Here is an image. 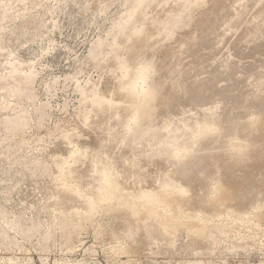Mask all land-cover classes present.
Returning <instances> with one entry per match:
<instances>
[{
	"label": "rangeland",
	"instance_id": "1",
	"mask_svg": "<svg viewBox=\"0 0 264 264\" xmlns=\"http://www.w3.org/2000/svg\"><path fill=\"white\" fill-rule=\"evenodd\" d=\"M136 1L135 0H0V85H1L0 86V264H264V221H263L264 218L259 217L260 215L264 216V211H262L264 210V203H263L264 202L263 201L264 200V196H263L264 195V164L263 165L261 164L260 168L258 169L259 172H257L258 171L257 170L254 173V177H255L254 179L257 178L256 180L257 181L259 180L258 183L254 185L256 189L252 187L251 190L249 191V193L251 192L250 194L245 191V195L243 196V199H241L238 202L233 201L231 203H228L231 205V208L230 205L227 204L222 205L221 207L220 205H216V204L214 205V203L213 204L209 203L210 205H213L212 207L208 205L209 208L208 206L205 208L206 204L204 203L200 205L199 203H195V201L194 202L188 201L189 203L183 204L179 199H176L178 200V204H177V201L175 200L176 202L174 203V206L177 204L176 207H180L186 212L188 211L187 214H190L192 212L190 215H193L194 220H197V222L200 221V223L202 224L208 221L207 225L208 224L209 225L206 233L207 235L204 236L202 240L200 237L198 236L195 237L192 234H190L189 230L186 227L179 228L178 229L179 231L177 230V232L174 235H170L166 233L164 230H162L161 227L158 226L157 223L155 222H151L149 224L150 226L148 228L149 232H145L147 230L146 228L141 229L142 227L140 228L135 227V229H138V231L136 230L135 231L136 233H133L134 227L132 226L130 220L128 222L127 216L124 215L123 217L121 213L119 212L115 213V211L112 212L113 215L109 214L108 212L110 211L105 210L108 208L104 203L96 206V209L92 212V215L91 213L88 215L87 213L89 212H85L86 213L85 215V213L83 212L89 210V208L83 206L84 205L87 206L86 202H88L89 200L88 198L92 193L90 190H92V187H95L98 184V181L97 183H95L96 180L98 179L97 178L98 171H100V169L102 170L104 168H107L105 166L108 164L107 162L110 163L109 164L110 167L113 166L115 171H117L115 172L118 174L116 178L122 180V181L120 180L121 183H119V185H121V188L124 189L123 191L127 189V185H128V189L125 191L127 193L129 192L133 193L136 191L144 190V186L148 187V189L145 187L146 188L145 190L155 191L158 189V186L161 185L160 184L161 180L163 178L165 179L172 172L173 173L170 175L173 174L175 175L174 184L176 183V181H182L180 182L181 184L184 183L183 185L186 187L185 196L188 194L189 197L192 196L191 198L193 197L201 198V194L203 195L206 194L205 189L207 191L208 190L207 187L208 186L210 187L212 185L213 186L212 188L210 187V189H215L216 191L217 186L219 188V186L221 187L223 183L228 182V179H226L227 177L221 178L224 177V175L223 172H220V170L222 171L221 166L219 164L220 162L217 161L219 163H217L216 168L213 165L215 161L214 156L222 153V151L225 150V146L223 143L224 142L223 140L225 138L222 135L225 132H223V130L225 131V127L227 128L229 126H232L233 125L232 122L235 121L234 125L237 127L239 126L238 128L239 130L236 129V132L240 131V133L237 132L238 134L236 133L234 134V136L238 137L239 141H244L243 139H245V141L247 139L251 141L253 138L252 135L253 132H251L250 129L249 130L246 129V131L247 130L250 131L249 134L247 133L248 131L247 132L244 131L245 130L244 124L245 121H248V119L254 118L253 116H257V112L260 111L258 105L255 103V100L264 99L263 96L264 81H262L264 80V75L261 76L262 74H264L262 73L264 72L263 70L264 69V65H263L264 38H262L263 39L262 41L257 40L258 42H256L255 39L252 38V36L249 34V31L247 30V27L250 25L252 21H257L255 19H257L259 14L262 12V9H263L262 13H264V3H263L264 0H262V2L261 0H259L260 2L258 0H255L254 2L253 0L252 1L248 0L250 3L247 0H243L244 2L247 1L246 2L247 4L245 3V5L244 2H242V0H240V3L239 0L238 1L229 0V3L230 2L233 4L236 3L237 5L235 4L234 5L235 7L233 6L232 9L235 10L234 11L232 10L231 15L228 14L227 18H225L223 22L225 25L227 24L226 21L228 22L229 20L228 24L225 26H227L226 28L229 29L228 32L232 30L233 33L232 31L229 32L230 36H228L227 29L225 28L224 25H222L221 27H219V32H218L219 36L214 35L215 37L214 36L212 37L214 39L212 38L210 39L211 47L214 46L212 47L211 51L208 50V47L206 48L202 47V50H197L195 49L194 46H192L193 48H191L190 50L191 52L187 51L189 52V54H184L183 52L181 57H180L181 53L179 55V52H181V49H179L180 48L179 39H181L180 33L177 32L175 34L174 36L175 39L173 38L175 41L173 39L171 41L166 40L164 34L162 38V33L160 30H159L160 33L158 34L157 30L160 29L159 28L160 25L156 24V21L159 20L158 16L159 17L163 16V14L166 12V9L171 10L172 7L170 5H167L168 3H166L167 2L166 0L165 2L164 0L163 1L157 0L153 4L154 6L153 5L150 6L152 7V9L148 7L143 11L144 15L145 16L147 15L146 17L151 18L150 21H148L149 23L147 22L145 24L146 26L148 25L147 28L144 25L145 28L144 35L147 36L148 39L150 38L149 41L153 46V49L150 51L152 53L150 52L148 53L150 54L149 57L153 58L155 61L158 59L157 62H161L163 64L166 63L165 67L168 69L172 66L171 68L174 67V70L175 69L180 70L181 68V70L183 71L184 68V71L186 72L187 70H191L189 69V67H191L194 70L193 71L194 74L192 76L195 75L198 76V74L200 76V77L195 76L196 79L199 78L200 80L211 79L207 90L199 94L193 93L191 95L192 97L190 98L189 101L190 103L188 102L189 99H183V101L182 100L179 101V104L176 105L177 107L175 106L174 110L171 111V109H169L170 112H167L162 118H160L159 127H161L162 119H163L162 121L163 124L164 121L167 123V120H169L170 122L174 118L172 120L173 122L169 123V124H174V122H177V124L175 123V125H172L173 127H177V125L178 126L181 125L182 120L185 123L190 122L186 124L190 126V128L192 125L197 127V125L200 122H203L205 124H209L211 122L210 124H213L215 128L220 129V131L223 133L220 135L221 139L219 138L220 139L219 143L218 142L211 143L210 145V142L208 141L204 142L203 140L205 144L203 142L202 143L200 142L199 144H195L196 146L195 145L192 146L194 149L190 147L191 149H189V151L190 152L194 151V153L195 154L197 153L196 155H198V158L196 157L197 158L196 161L195 159H193L194 164H196L195 162H197L198 160L197 164L195 165V167H193V169L191 168L192 170L190 169L191 170V180L189 181L191 183L190 189L189 186L187 185V183L189 182L182 179L183 177L179 176L178 175L179 173L175 174L176 172L174 170L176 169L172 167V163L170 164L169 161L163 158V154L162 156L160 155V157L156 156L157 160L155 159V157L153 156V150L151 151L152 148L155 149L153 147L156 144L155 141H154L155 144L152 142H151L152 144L150 143L151 146L153 145L152 147L151 146L148 147L149 143L147 142L144 143L145 144L143 145L144 147L141 145L137 148H134L133 146L130 147L126 142L125 143L128 145L129 148L126 147V145L123 146V144L125 143H118L121 142L118 140V138L120 139V137L126 134L125 125L123 123L119 124V122H122V120L125 121L124 120L125 110L122 108L109 109V107L104 105L102 111H99L101 113H99L96 110L95 102L101 97L103 98V100L104 99L109 100V102L110 101L114 102L116 100L120 101L122 96H120V92L118 91V88L120 81L124 79L125 71H126L122 63L123 61L128 62L130 64L129 66L130 68H132L131 66L133 65H134L133 67L136 66V64H132L134 60L132 54L128 51L126 36L123 38V36L119 35L121 24L128 19L130 13L139 4V0ZM192 1L193 0H190V2ZM163 2L166 3L164 6H163L164 4ZM169 2H170L169 4H172V2L173 4H175L173 0ZM161 4L162 6H160ZM243 5L247 7L250 6L251 7L244 8ZM236 6H238L239 8ZM157 7H159L158 10H156ZM241 7L244 9H242ZM240 8H241L240 13L242 14L244 13L240 17L242 18L240 20H242V23H244V25H240L242 23L239 22V18L236 19L234 15L236 12L237 13L239 12L237 11V9ZM249 13L251 16L253 15L254 17L252 16L251 18V16H249ZM153 14L155 15V17H153L154 16ZM145 16L142 15L140 16L142 17L140 18V23H139L140 25L144 23L143 18ZM243 18L246 21L244 20L243 22ZM153 19H155L156 21ZM236 22L239 23L237 24ZM152 24L153 27L151 26ZM140 25H138L137 28H139ZM263 25H259V26L264 31ZM239 26L240 28L242 27L241 28L242 31L240 30ZM137 28L135 30H137ZM236 29L239 30L238 33ZM187 31H191V30L187 29ZM243 33L245 36L242 35ZM235 34L237 35L235 36ZM226 35L229 38V42H230L229 44H228V38L227 37L225 38ZM232 37H234V39ZM245 38H249L248 40L250 39L251 40L248 41ZM217 39H218V43H217ZM235 39L238 40L236 41ZM252 39H254L253 40L254 42L252 41ZM261 42L263 44H261ZM115 43H118L120 47L122 46L120 51L117 53L116 56L108 55L109 50L113 47ZM177 43L179 44L178 45L179 47L177 46ZM246 43L248 47L246 46ZM182 44L184 43L182 42ZM241 44L242 46H240ZM258 44L259 46H257ZM169 45H171L172 48H174L173 50H171V52L172 51L176 52V54L168 52L167 47ZM226 45H228V47ZM162 46H164V49ZM239 47L241 50L240 52H239ZM204 48L209 53L206 50L203 51ZM216 49L218 50L216 51ZM226 49L228 50L230 49V50L228 51ZM234 49L237 50L235 51ZM184 51H186V47ZM255 51H257V53H255ZM173 54L175 57L174 60H176L177 55H179L177 59H179L178 61L180 63L178 61H173V57H172ZM195 54L197 55V57ZM226 54L228 56H226ZM216 55L218 56L216 57ZM230 55L233 56L231 57ZM153 56H156L157 58ZM211 59L213 61L218 60L215 61L216 64L219 63V65L215 64V66H218L216 68L218 69V71H214L216 69H213L212 67H211L212 69L211 68L209 69L208 65L207 66L205 65L208 63H210L211 65L212 64ZM129 60L131 61V63ZM180 60L184 62H181ZM200 60H201V64H203L204 67L206 66L205 68L203 67V65L201 66V64H199ZM203 60L205 63H203ZM168 63H172V64H168ZM236 63L239 65H236ZM241 63L242 66L240 65ZM179 64H181V66ZM196 65L197 66L200 65V66L197 67ZM222 65L225 66L222 67ZM177 66L180 67L178 68ZM185 67L186 68L188 67L187 70H185ZM201 67L203 68L200 69ZM227 67L228 69H226L227 70L226 71L225 68ZM219 69L220 71L222 69V71L220 72ZM223 70L225 71L226 74H224ZM215 72H218L220 74ZM228 72L229 74H227ZM202 73L205 76L207 74L208 75L205 77ZM249 75L253 77H250ZM255 75L256 77L259 78V81L258 78L254 77ZM214 77H216L217 80ZM220 79L222 80L221 81L222 86H220L221 83ZM226 80H230V81H226ZM223 81H225V83ZM241 81L244 82L242 83ZM246 81L248 82L250 81V82L248 83ZM215 82H217L218 84H216ZM229 82L231 83V86H229L230 85ZM236 82L238 85L236 84ZM252 82L255 84V86ZM250 84L252 85V87L253 86L255 87L253 88L255 91H253ZM259 84L262 85L263 87L259 88L260 87ZM236 86L238 88H236ZM235 88L237 89V91ZM218 89L222 91L220 92V90ZM217 90L220 92V94L216 93ZM260 90H262L263 92ZM257 91L260 92L259 93L260 95L258 94ZM222 92H226L231 95L235 92L234 93L235 96L230 95L229 97L231 100L228 99L225 102L223 101L225 100L223 98L224 96L221 95ZM205 93L206 94L212 93V94L205 95ZM201 94H203L204 96ZM193 96L194 97L196 96V98H194ZM211 96L213 98H211ZM197 98L199 99L197 100ZM215 99H218L219 101L218 100L215 101ZM204 100L206 101L204 102ZM200 101L202 102V104ZM208 102L210 103V105L208 104ZM206 104H208L209 106ZM213 104L216 106V108H214L215 106ZM219 104H221L222 107ZM226 104H228V106ZM178 105L179 107L180 106L182 107L183 105V107L182 108L180 107L179 109ZM209 107L214 110H211ZM185 108L187 111L184 110ZM231 108L232 110H234L235 108L236 109L233 112L231 111ZM191 109L194 111L192 112ZM241 109L243 110V112ZM198 110L199 113L200 112L201 113L200 114L198 113L197 115ZM201 110L204 112H202ZM205 111H207V113H205ZM235 111L236 112L240 111L241 113L239 112L238 114ZM181 112L184 113V115ZM229 112L231 113L229 114ZM213 113L218 114V116L213 115ZM88 114L90 117L87 116ZM193 114L195 115V117ZM206 114L207 115L209 114L208 119ZM182 115L184 116L185 120ZM187 115L190 116L189 119H188L189 116L187 117ZM196 115L199 118H197L195 121ZM85 116L87 117L86 119ZM191 117L194 118L193 123L191 122L192 121ZM218 117H220L222 119V122L224 123H222L221 119H219ZM214 118L216 120H213ZM20 119H22L25 122V125L20 129H15V130L14 128L11 129L13 127L14 122L15 121L17 122ZM223 125H224V129H223ZM241 127L244 128V130L242 129L244 133L241 132ZM191 129H193V126ZM107 133H109L110 135ZM115 135L117 136V138H115L116 137ZM189 136L190 135H188L187 137V134L186 137L185 135L184 136L182 135V138L184 139V141H187L190 138ZM240 137L241 139L242 138L243 139L241 140ZM222 138L224 139L222 140ZM111 139L114 140V144L116 143V146L112 144L113 141ZM238 140H236L237 143H239ZM108 143H109L108 145L109 148L107 146ZM117 144L120 145L118 148H116ZM87 146H89L88 149L86 148ZM90 146L92 147V149L90 148ZM101 146L102 149L100 148ZM104 146L107 148L106 151L107 154L105 153V150H103L106 149L103 148ZM145 146L147 147L145 148ZM219 146L222 147L224 150L222 148H219ZM114 147L115 149H113ZM125 147L126 149L123 150V148ZM198 147L201 149H197ZM93 148L94 150L96 151L98 150V151L97 152L95 151L93 153L92 152ZM119 148L122 151L120 150V152H116L117 153L116 154L115 151L116 149L117 151H119L118 150ZM138 148L141 150H139ZM85 149L87 150V152L84 151ZM99 149L102 150L101 154H99L100 152ZM109 149H112L113 151ZM204 149L206 150V152ZM132 150H133V154L130 155ZM217 150L219 151L216 152ZM80 151H82L83 154ZM89 151H91L92 153ZM110 151H112L113 154H111L112 152ZM124 151L126 152L128 151L127 153L129 154V156H127L128 154H125L126 152L124 153ZM134 152L137 153L135 154ZM147 152H148L147 155L148 157L145 156ZM204 152L206 154L209 152L207 154L208 156H205L206 154ZM228 153L229 152H227L226 154L228 155L227 157L229 158L230 155ZM123 154L126 157L125 159L124 157L123 158L121 157L123 156ZM137 154H140L139 155L140 157ZM97 155L98 158H96ZM135 155L138 157L137 159ZM149 155L151 156L149 157ZM209 155H211L212 157ZM107 156L109 158H107ZM141 156L143 157L141 158ZM103 157L105 158L103 159ZM164 157L166 158V156ZM113 158L115 159L113 160L112 163L114 165H111V161H112L111 159ZM118 158H120L121 160L122 159L125 160V162L122 160L121 163V161ZM98 159L100 162L98 161ZM134 159H136L137 161L133 162ZM147 159L148 160L151 159L149 161L151 164L148 162ZM96 160L97 162H99L98 164ZM103 160H105L106 164L103 162ZM114 161L117 162L115 163ZM118 161H120V163ZM126 161H128V163ZM143 161L144 163H146V165L143 163ZM164 161L168 165L170 164L171 166H168L167 164L166 166ZM60 162L62 163V167L60 166ZM129 162L131 165L134 164L132 166L133 168H135L134 170L133 168H131ZM138 162L141 165H138ZM201 162L203 163L206 162V163L203 164ZM64 163L65 166H63ZM147 163L148 165L149 164L150 165L148 166ZM116 164L117 165L120 164V166H117ZM123 164L125 166L128 164L127 165L128 167L124 166V168H126L124 169ZM109 165L107 166L109 167ZM135 165H137L138 168ZM156 165L157 167H155ZM150 166L154 168L153 169L154 171L151 169ZM120 167H122L121 168L122 171L120 170ZM142 167L145 170H143ZM148 167H150V169ZM167 167L168 169L170 168L169 171ZM139 168H141L142 171L141 169L139 170ZM155 168L161 170L162 173H160L161 171ZM199 168H201L204 172L202 173V170ZM207 168L210 172L207 171ZM147 169L149 172L146 171ZM156 170H157L156 172L157 174L159 172L158 176L155 173ZM164 171L165 172L167 171L168 174L165 173ZM212 171L213 173H211ZM122 172H123V176L125 177L122 176ZM150 172L155 177L154 176L152 177L150 175ZM124 173H126V175ZM133 174L136 176H133ZM166 174L167 176L164 177V175ZM147 175L148 177L153 178V180L149 179L148 177L146 178ZM160 175L162 176V179L160 178L161 177ZM199 175L203 178L199 177ZM215 175L217 176L216 177L217 180L213 179ZM218 175L221 178L222 182L220 178H218ZM130 177H132L134 180H132V178ZM137 177L139 181L136 179ZM139 177L140 178L142 177L141 180L139 179ZM154 178L155 181L158 179L156 183L154 182ZM130 179L132 181H135L134 182L135 185L131 183ZM143 179L147 180V183L149 182L148 183L149 185L148 184L145 185L144 182L146 183V181L144 180L143 182ZM223 180L225 182H223ZM129 182L133 186L130 185L131 186L130 187ZM195 183L196 185L198 184L197 187ZM206 183L207 184L210 183V184L206 185ZM94 184L95 186H93ZM181 184L177 182V184L175 185L179 187ZM154 185H156V187ZM183 185H181V187L184 188ZM138 186H142V187L138 188ZM66 188L67 191H69L70 189L73 192L72 191L71 192L69 191L70 193H67V191L65 192ZM260 188L261 190H259ZM201 189L204 190L205 193L203 191H200ZM77 190L80 192H78ZM85 190L87 194L88 193L90 194V195L88 194L89 197H86L87 195L85 194L86 192H84ZM76 191L79 193L80 196L78 197V199L76 198L77 196L76 197L74 196V193L75 195L78 194ZM83 194H85L86 196L83 197ZM249 196L251 197L249 198ZM74 198H76V200H72ZM66 200L68 201L69 205ZM61 201H63V203ZM72 201H73V205L74 204H76V206L79 205L78 206L79 208L75 207L74 205L73 206L74 209H73V207L71 206ZM76 201L81 202V204L79 202H78L79 204L74 203ZM251 201L254 202L252 203ZM59 202L62 203L65 209H63V207ZM247 202H249V204ZM255 202L257 204H255ZM66 203L67 206L70 207H65ZM180 203L182 204V206H179ZM240 203L242 204L239 205ZM192 204L194 206V209L193 208L190 209V206H192ZM195 206H198L196 207V209L200 208L199 210L202 212V214L200 211L195 209ZM216 206L217 209L220 208V210L222 211L218 209L216 213ZM82 207L86 208V210H84ZM202 207L205 208L203 211L201 209ZM59 208L62 209V211ZM67 208L70 209L72 208V209L71 211H67L70 210ZM207 208L211 209L213 212L210 210L208 211ZM222 208L223 209L226 208L224 209L226 211L224 212ZM260 210L262 211L261 214L258 213L260 212ZM72 212L75 213V215L83 213L85 216L83 214H82L83 216L81 215L73 216ZM220 212H223L224 214ZM255 212H257L258 215L255 214ZM62 213L64 214L62 215ZM69 214H71L70 217ZM119 214L120 216H118ZM208 214L210 216H208ZM114 215L116 218L114 217ZM247 216L248 218H246ZM249 216L251 217V220H249L250 219ZM256 218H258V220ZM260 218L261 221L259 223ZM210 219L212 220L210 221ZM124 222L125 224L127 223L126 226H124L125 225ZM244 223L247 225H245ZM129 226H131L132 228ZM124 227H126L125 228L126 230H124ZM127 230H128V234L132 235L133 233V235H135V236L133 235L131 236L132 239L135 238L134 240H132L130 235L127 234ZM130 230H132L133 232ZM137 234H140V236ZM191 236L193 237L191 238ZM207 236L208 238H206ZM197 237L200 240H198ZM128 238L129 240L131 239L132 241L131 240L129 241ZM193 238L194 239L196 238L195 239L196 241Z\"/></svg>",
	"mask_w": 264,
	"mask_h": 264
},
{
	"label": "bare ground",
	"instance_id": "2",
	"mask_svg": "<svg viewBox=\"0 0 264 264\" xmlns=\"http://www.w3.org/2000/svg\"><path fill=\"white\" fill-rule=\"evenodd\" d=\"M136 1V0H135ZM155 1H157V0H139V4L137 5V7L130 13V16L128 17V19L124 22V23H122L121 24V26H120V34L119 35H121V36H123V38L126 36V41H127V47H128V51L132 54V56H133V62H132V64H136V66L135 67H133V66H131L132 68H130L129 66H130V64L128 63V62H126V61H123V63H122V65L125 67V76H124V79L122 80V81H120V83H119V88H118V91L120 92V96H122L121 97V99H120V101H118V100H116V101H110L109 102V100H107V99H104L103 100V98L101 97L100 99H98L96 102H95V107H96V110H97V112H99V111H102V108L104 107V105L105 106H107V107H109V109H124L125 110V114H124V117L125 118H127V119H125L124 118V120L125 121H123L122 120V122H119V124L120 123H123L124 125H125V127H126V130H125V135L124 136H122V137H120V139L118 138V140L119 141H121V142H118V143H127L130 147L131 146H133L134 148H137V147H139V146H143V145H145L144 143H149L148 144V147L149 146H151L150 145V143L152 142V143H154L155 144V142H156V144L153 146L155 149H151V151L153 150V156L155 157V159L157 160V158H156V156H158V157H160V155L162 156V154H163V158L164 159H166L167 161H169V163L171 164L172 163V167H174L176 170H174L176 173L175 174H178L179 176H182L183 178L182 179H184V180H186V181H190L191 180V170L193 169V167H195V165L197 164V162H198V160H197V162H195L196 164H194V160L193 159H195V161H196V159L198 158V155H196L195 153H194V151L193 152H190L189 151V149H191L190 147H192V146H194L195 144H199L200 142L202 143L203 142V140H204V142H206V141H208V142H210V145H211V143H219V141H220V135L223 133V132H225L224 134H222L223 136H224V138H222V140L224 141L223 143H224V146H225V150L222 148V147H220V146H222V145H220L219 146V148H222L224 151H222V153H220V154H218V155H216V156H214L215 157V161H214V163H213V165L215 166V168H216V165H217V163H219L220 164V166H221V169H222V171L220 170V172H223V175H224V177H221V178H226V179H228V182H226V183H223V185H221V187L219 186V188H218V186H217V189H216V191H215V189H210V187L212 188V186H206L207 188H208V190L206 191V189H205V192H206V194L205 195H203V194H201V198H196V197H193V198H191V197H189L188 196V194L185 196V194H186V187L183 185V184H181L180 182H182V181H176V183L175 184H177V182H179V184H181V185H183L184 186V188L183 187H181V185L179 186V187H177L175 184H174V182H175V180H174V178H175V175L173 176V175H170V174H172V173H170L168 176H167V171L165 172V173H167L166 175H164V177H166L165 179L163 178L162 179V176L160 177L162 180H161V185L160 186H158V189L157 190H155V191H153V190H145L146 188L148 189V187H146V186H144V185H142V186H144V190H141V191H136V192H133V193H131V192H129V193H127V192H125L127 189H128V185H127V189L125 190V191H123L124 189L123 188H121V185H119V183H121L120 182V180L119 179H117L116 178V176H118V174L117 173H115V172H117V171H115V169H114V167L112 168V167H110V163L109 162H107L108 164L107 165H109V167L107 166V165H105L107 168H104V169H100V171H98V179L96 180V182L95 183H97V181H98V184L95 186V184L93 185V186H95V187H92V190H90V188H89V190L92 192L91 193V195H90V197L88 196V194H87V192H86V190L84 191V192H86L85 194L87 195H85V194H83V197L84 196H86V197H89L88 199V202H86L87 203V206L86 205H81V206H83V207H86V208H89V210L88 211H83L84 213L85 212H89V213H87L88 215L91 213V215H92V212L96 209V206H98V205H100V204H102V203H104V204H106V207L108 208V209H105V210H108V211H110V212H108L109 214H112V212H114L115 211V213H117V212H119V213H121L122 215H123V217H124V215L125 216H127V218H128V222H129V220H130V222H131V224H132V226L134 227L133 228V231L132 230H130V231H132L133 233H136L135 231L137 230L138 231V229H135V227H138V228H140V227H142L141 229H144V228H146L144 231L145 232H149L148 231V228L150 227L149 226V224L151 223V222H155V223H157V225L158 226H160L161 227V229L162 230H164L166 233H168V234H170V235H174L176 232H177V230L179 229V228H183V227H186L188 230H189V232H190V234H192L193 236H198V237H200L201 238V240L203 239V237L204 236H206L207 234V230H208V225H207V222H204V223H200V221L199 222H197V220H194V216L193 215H190V214H187V212L185 211V210H183V209H181L180 207H176V205L178 204V200H176V199H179L180 201H181V203H183V204H185V203H189L188 201H195V203H199L200 205H202L203 203L204 204H206V206H205V208L208 206V205H210L209 203H214V205L216 204V205H220L221 207H222V205H225V204H227V205H230V204H228V203H231V202H233V201H236V202H238V201H240L241 199H243V196L245 195V191L247 192V193H249V191L251 190V188L253 187V188H255L256 189V187H254V185H256L257 183H258V181L256 180V179H254L255 177H254V173L260 168V166H261V164L263 165L264 164V99H261V100H255V103L258 105V107H259V109H260V111L259 112H257V116H253L254 118H251V119H248V121H245V124H244V128H245V130H244V128H242L241 127V132L242 133H244L243 131H242V129L244 130V131H246V129H250V131L251 132H253L252 133V135H253V138H252V140L251 141H249L248 139L245 141V139H243L244 141H239L238 139V137H236V136H234V134H236L237 132H239L240 133V131H237L236 132V129L237 130H239L238 128H239V126L237 127V126H235L234 125V122H232L233 123V125L232 124H230V125H232V126H229V127H225V131L223 130L224 129V125H223V132H221L220 131V129H217V128H215V126H213V124H205V123H203V122H200L198 125H197V127H195L194 125H192L193 126V129H195V130H193V129H191L192 128V126H191V128H190V126H188V125H186L187 123H190V122H187V123H185L183 120V122L181 121V125H177V127H173L172 125H175V123L177 124V122H174V124H169L170 122L172 123L173 121V119L169 122V120H167V123L164 121V123L162 124V121H163V119H162V121H161V127H159V122H160V118H162L167 112H170L169 111V109H171V111L172 110H174L175 109V106L177 105V104H179V101L180 100H182L183 101V99H189L188 100V102L190 101V98L192 97L191 95L193 94V93H201V92H203V91H205V90H207V88H208V86H209V84H210V81H211V79H209V80H200V78L199 79H196V77H198L199 76V74H198V76H192L194 73H193V69L191 68V67H189V69H191V70H187V68L185 67V70H187L186 72L184 71V68H183V71L181 70V68H180V70H174V67L173 68H171L170 67V65H169V67L171 68H166L165 67V64H163V63H161V62H157V60L155 61L153 58H150L149 57V55L150 54H148L152 49H153V46L151 45V42L149 41V39H148V37L147 36H145L144 35V33H145V28H144V25L148 22V21H150V19L151 18H149V17H146L145 15H144V9H146V8H148V7H150L151 5H153L154 3H155ZM163 1V0H162ZM167 2L166 3H168L167 5H170L171 7H172V9L171 10H167L166 9V12L163 14V16H161V17H159L158 15V18H159V20H155V19H153V20H155L156 21V24L157 25H160V29H158L157 31H158V34L160 33V31H161V33H162V38H163V34H164V37H166L165 39L166 40H172L173 38L175 39V34L177 33V32H179L180 33V35H181V39H179V41H180V48L179 49H181V52H179V55H180V53H181V55H180V57L182 56V54H183V52H184V54H189V52H187V51H190L191 50V48H193L192 46H194L195 47V49H197V50H202V47H208V50H210L211 51V49H212V47H214V46H212L211 47V44H210V39L214 36V35H218L219 36V34H218V32H219V27H221L222 25H224V20H225V18H227V16H228V14H230L231 15V13H232V8H233V6L236 4L235 2V4H233V3H229V0H193L192 2H190V0H173L174 2H175V4H173V2H172V4H169L170 2L169 1H171V0H166ZM232 1V0H231ZM235 1V0H234ZM238 1V0H237ZM248 1V0H247ZM246 1V2H247ZM252 1V0H251ZM255 0H253V2H254ZM259 1V0H258ZM137 2V1H136ZM164 2H165V0H164ZM163 2V3H164ZM242 2H244L243 0H242ZM242 2H241V4H242ZM246 2H244V5H245V3ZM249 2V1H248ZM260 2V1H259ZM261 2H262V0H261ZM158 3V2H157ZM166 3H164L163 4V6L166 4ZM239 3H240V0H239ZM250 3V2H249ZM264 3V2H263ZM247 4V3H246ZM253 4V3H252ZM251 4V5H252ZM258 4V3H257ZM261 4V3H260ZM237 5V4H236ZM243 5V6H244ZM256 5V4H255ZM154 6V5H153ZM160 6H162V4L160 5ZM254 6V5H253ZM166 7V6H165ZM235 7V6H234ZM236 7H238V6H236ZM245 7H247V6H244V8ZM251 7V6H250ZM250 7H247V8H250ZM257 7V6H256ZM260 7V6H259ZM151 9H152V7H150ZM158 8L159 7H157V9L156 10H158ZM161 8V7H160ZM168 8V7H167ZM174 8V9H173ZM239 8V7H238ZM242 8V7H241ZM241 8L240 9H237V11H239L238 13L236 12H234L235 14V18L236 19H238L239 18V22L240 23H242V20H240V19H242V18H240L243 14L242 13H240L241 12ZM244 8H242V9H244ZM254 8V7H253ZM165 9V8H164ZM169 9V8H168ZM154 10V9H153ZM235 10V9H234ZM233 10V11H234ZM253 10V9H252ZM254 11V10H253ZM256 11V10H255ZM161 12V11H160ZM251 12V11H250ZM262 12H263V9H262ZM260 13L259 14V16L257 17V19H255V20H257V21H252L251 23H250V25L248 26L247 24V30L249 31V34L252 36V38H254L255 39V41L256 42H258L257 40H260V41H262L263 39L262 38H264V31L260 28V26L259 25H263V23H264V13ZM259 13V12H258ZM146 14V13H145ZM152 14V13H151ZM247 14V13H246ZM252 14H253V12H252ZM256 14V13H255ZM145 16L142 20L144 21V23L143 24H139L140 23V18H142V17H140V16ZM154 15V14H153ZM248 15V14H247ZM258 15V14H257ZM150 16V15H149ZM233 16V15H232ZM231 16V17H232ZM249 16H251L250 15V13H249ZM253 16V15H252ZM252 16H251V18H252ZM153 17H155V15L153 16ZM152 17V18H153ZM230 17V18H231ZM244 17V16H243ZM254 17V16H253ZM229 19V18H228ZM227 19V20H228ZM233 19H234V17H233ZM235 19V20H236ZM248 19V18H247ZM232 20V19H231ZM244 18H243V22H244ZM246 21V20H245ZM153 22V21H152ZM228 22H229V20H228ZM228 22L226 21V23L228 24ZM238 22V23H239ZM250 22V21H249ZM115 23V22H114ZM149 23V22H148ZM237 23V22H236ZM237 23V24H238ZM227 24H225V25H227ZM231 24V23H230ZM138 25H140V27L139 28H137L138 27ZM224 25V26H225ZM240 25H244V23H242V24H240ZM146 26V25H145ZM148 26V25H147ZM147 26H146V28H147ZM152 27H153V24L151 25ZM150 26V27H151ZM157 27V26H156ZM227 26H225V28H226ZM230 27V26H229ZM263 27H264V25H263ZM137 28V30H135ZM239 28H240V26H239ZM242 28V27H241ZM241 28H240V30H241ZM245 28V27H244ZM149 29V28H148ZM152 29V28H151ZM187 29L188 30H191V31H187ZM227 29V32H228V28H226ZM226 29H224V30H226ZM160 30V31H159ZM183 30V31H182ZM221 30V29H220ZM237 30V29H236ZM232 31V30H231ZM231 31H229V32H231ZM238 31L239 30H237V33H238ZM242 31V30H241ZM229 32H228V36H230L229 35ZM244 32V31H243ZM150 33H153V32H150ZM224 33V32H223ZM232 33H233V31H232ZM234 33H235V31H234ZM150 35V34H149ZM179 35V34H178ZM197 35V36H196ZM225 35V34H224ZM233 35V34H232ZM237 34H235V36H236ZM239 35H240V33H239ZM242 35H244V33L242 34ZM145 36V37H144ZM217 36V37H218ZM245 36V35H244ZM249 36V35H248ZM156 37V36H155ZM215 37V36H214ZM224 37V36H223ZM227 37V35L225 36V38ZM242 37V36H241ZM219 38V37H218ZM228 38V37H227ZM233 39H234V37H232ZM250 38V37H249ZM249 38H245V39H249ZM121 39V38H120ZM154 39V38H153ZM160 39V38H159ZM158 39V40H159ZM173 39V40H174ZM212 39H214V38H212ZM239 39V38H238ZM238 39H235L236 41L238 40ZM254 39H252V41L254 40ZM122 40V39H121ZM158 40H157V43H158ZM177 40V39H176ZM226 40V39H225ZM251 40V39H250ZM250 40H248V41H250ZM125 41V40H124ZM145 41V42H144ZM175 41V40H174ZM173 41V42H174ZM212 41V40H211ZM220 41H222V40H220ZM247 41V42H248ZM122 42V41H121ZM154 42V41H153ZM166 42V41H165ZM182 42L184 43V44H182ZM254 42V41H253ZM252 42V43H253ZM256 42H255V44H256ZM264 42V41H263ZM172 43V42H171ZM212 43V42H211ZM217 43H218V39H217ZM221 43V42H220ZM224 43V42H223ZM230 42H229V38H228V44H229ZM232 43H233V41H232ZM240 43V42H239ZM251 43V44H252ZM122 44H125V43H122ZM155 44V43H154ZM153 44V45H154ZM225 44V43H224ZM224 44H223V46H224ZM236 44V43H235ZM261 44H263L262 42H261ZM157 45V44H156ZM172 45V44H171ZM171 45H169L168 47H167V50H168V52L169 53H175L176 54V52H171V50H173L174 48H172V46ZM176 45V44H175ZM179 44L177 43V46H178ZM221 45V44H220ZM264 45V44H263ZM125 46V45H124ZM159 46H160V44H159ZM223 46H221V47H223ZM227 47H228V45H226ZM237 46V45H236ZM240 46H242V44L240 45ZM246 46H247V43H246ZM257 46H259V44L257 45ZM122 47V46H121ZM121 47L119 46V44L118 43H115L114 45H113V47L109 50V52H108V55H112V56H116L117 55V53L120 51V49H121ZM126 47V48H127ZM158 47V46H157ZM163 47V49H164V46H162ZM179 47V46H178ZM185 47H186V51H184V49H185ZM231 47H232V45H231ZM248 47V46H247ZM263 47V46H262ZM183 48V49H182ZM204 48V50L203 51H205L206 49ZM216 48H217V46H216ZM230 48V47H229ZM236 48V47H235ZM243 48V47H242ZM241 48V49H242ZM246 48V47H245ZM250 48V47H249ZM252 48V47H251ZM254 48V47H253ZM256 48V47H255ZM156 49V48H155ZM158 49H160V48H158ZM220 49H222V48H220ZM248 49V48H247ZM218 49H216V51H217ZM226 50H228V49H226ZM225 50V51H226ZM230 50V49H229ZM228 50V51H229ZM235 50V49H234ZM237 50V49H236ZM235 50V51H236ZM246 50V49H245ZM122 51V50H121ZM156 51V50H155ZM177 51V50H176ZM194 51V50H193ZM207 51V50H206ZM215 51V50H214ZM220 51V50H219ZM227 51V52H228ZM241 50H240V47H239V52H240ZM249 51V50H248ZM251 51H253V50H251ZM250 51V52H251ZM191 52V51H190ZM208 52V51H207ZM207 52H205V53H207ZM234 52V51H233ZM238 52V53H239ZM245 52V51H244ZM258 52H259V50H258ZM263 52V51H262ZM150 53H152V52H150ZM197 53V52H196ZM209 53V52H208ZM215 53V52H214ZM213 53V54H214ZM217 53V52H216ZM231 53V52H230ZM246 53V52H245ZM255 53H257V51H255ZM157 54V53H156ZM198 54V53H197ZM201 54V53H200ZM199 54V55H200ZM227 54H229V53H227ZM226 54V56H228ZM232 54V53H231ZM159 55H160V53H159ZM172 55V54H171ZM179 55H177V57L179 56ZM191 55V54H190ZM196 55V54H195ZM212 55V54H211ZM241 55V54H240ZM186 56V55H185ZM207 56H208V54H207ZM218 55H216V57H217ZM231 56V55H230ZM233 56V55H232ZM231 56V57H232ZM250 56V55H249ZM153 57H156V56H153ZM166 57V56H165ZM173 61H178L179 59H177V57H176V60H174V54H173ZM171 57V58H172ZM179 57V58H180ZM196 57H197V55H196ZM199 57V56H198ZM209 57H210V55H209ZM212 57V56H211ZM223 57V56H222ZM230 57V58H231ZM261 57V56H260ZM157 58V57H156ZM160 58V57H159ZM162 58V57H161ZM189 58H190V56H189ZM192 58V57H191ZM205 58V57H204ZM215 58V57H214ZM220 58V57H219ZM225 58V57H224ZM243 58V57H242ZM246 58V57H245ZM166 59V58H165ZM165 59H163V60H165ZM216 59V58H215ZM223 59V58H222ZM222 59H221V62H222ZM248 59V58H247ZM254 59V58H253ZM261 59V58H260ZM263 59H264V57H263ZM188 60V59H187ZM187 60H186V62H187ZM198 60V59H197ZM202 60V59H201ZM201 60L199 61V64H201ZM206 60V59H205ZM212 60V59H211ZM233 60H234V58H233ZM240 60V59H239ZM262 60V59H261ZM128 61V60H127ZM130 61V60H129ZM159 61H160V59H159ZM181 61V60H180ZM191 61V60H190ZM190 61H189V63H190ZM215 61H218V60H215ZM215 61H211L212 62V64L210 65V63H208L207 61V63L208 64H205L206 66L208 65V68L210 69L211 67L213 68V69H216L218 66H215V64H216V62ZM223 61H225V60H223ZM230 61V60H229ZM238 61V60H237ZM165 62V61H164ZM168 62V61H167ZM179 62V61H178ZM181 62H184V61H181ZM210 62V61H209ZM220 62V61H219ZM220 62V63H221ZM231 62V61H230ZM236 62V61H235ZM234 62V63H235ZM242 62V61H241ZM130 63H131V61H130ZM173 63V62H172ZM172 63H168V64H172ZM180 63V62H179ZM203 63H205L204 62V60H203ZM224 63V62H223ZM228 63V62H227ZM240 63V62H239ZM192 64V63H191ZM218 65H219V63H217ZM216 64V65H217ZM180 66H181V64H179ZM182 65H183V63H182ZM186 65V64H185ZM203 64H201V66H202ZM226 65V64H225ZM224 65V66H225ZM234 65V64H233ZM236 65H239V64H237L236 63ZM241 66H242V63L240 64ZM264 65V64H263ZM175 66V65H174ZM180 66H177L178 68L180 67ZM197 66V65H196ZM200 66V65H199ZM199 66H197V67H199ZM205 66V67H206ZM221 66V65H220ZM223 65H222V67H224ZM231 66V65H230ZM229 66V67H230ZM183 67V66H182ZM203 67H204V65H203ZM203 67H201L200 69H202ZM204 67V68H205ZM221 67V68H222ZM237 67V66H236ZM251 67H252V65H251ZM263 67V66H262ZM193 68H194V66H193ZM211 68V69H212ZM241 68H243V67H241ZM255 68V67H254ZM195 69H196V67H195ZM198 69V68H197ZM199 69V70H200ZM207 69V68H206ZM208 69V70H209ZM224 69V68H223ZM226 69H228V67L227 68H225V70ZM232 69H233V67H232ZM238 69V68H237ZM237 69H236V71H237ZM246 69V68H245ZM240 70V69H239ZM264 70V69H263ZM198 71V70H197ZM203 71V70H202ZM211 71V70H210ZM214 71H218V69H216V70H214ZM219 71H220V69H219ZM221 71H222V69H221ZM220 71V72H221ZM224 71V70H223ZM227 71V70H226ZM229 71V70H228ZM205 72H207V71H205ZM213 72V71H212ZM230 72V71H229ZM229 72L227 73V74H229ZM233 72V71H232ZM231 72V73H232ZM245 72V71H244ZM123 73V72H122ZM204 73V72H203ZM202 73V74H203ZM215 73H218V72H215ZM235 73V72H234ZM237 73V72H236ZM238 73H239V71H238ZM252 73V72H251ZM262 73H264V72H262ZM207 74V73H206ZM218 74H220V73H218ZM218 74H216V75H218ZM222 74V73H221ZM224 74H226L225 73V71H224ZM233 74V73H232ZM256 74V73H255ZM258 74H259V72H258ZM257 74V75H258ZM204 75V74H203ZM208 75V74H207ZM206 75V76H207ZM213 75V74H212ZM215 75V76H216ZM235 75V74H234ZM239 75V74H238ZM237 75V76H238ZM264 74H262L261 76H263ZM205 76V75H204ZM205 76V77H206ZM240 76V75H239ZM250 77H253V76H251V75H249ZM194 77H195V79H194ZM200 77V76H199ZM203 77V76H202ZM211 77V76H210ZM210 77H208V78H210ZM213 77V76H212ZM223 77V76H222ZM225 77V76H224ZM226 77H229V76H226ZM236 77V76H235ZM254 77H256V75L254 76ZM207 78V79H208ZM215 79H216V77H214ZM220 78V77H219ZM219 78H218V80H219ZM231 78V77H230ZM240 78V77H239ZM238 78V79H239ZM242 78V77H241ZM256 78H258V77H256ZM255 78V79H256ZM222 79V78H221ZM220 79V82L222 81ZM229 79V78H228ZM232 79H233V77H232ZM237 79V78H236ZM217 80V79H216ZM242 80V79H241ZM249 80H250V78H249ZM257 80V79H256ZM226 81H230V80H226ZM255 81V80H254ZM258 81H259V78H258ZM262 81H264V80H262ZM212 82H213V80H212ZM218 82V81H217ZM217 82H215L216 84H218ZM224 83H225V81H223ZM242 82V81H241ZM244 82V81H243ZM242 82V83H243ZM246 82H248V81H246ZM250 82V81H249ZM248 82V83H249ZM256 82V81H255ZM228 83V82H227ZM253 83V82H252ZM212 84V83H211ZM216 84H214V85H216ZM222 84V82L220 83V86H222L221 85ZM229 86H231V83L229 82ZM236 84H237V82H236ZM246 84V83H245ZM254 84V83H253ZM257 84V83H256ZM263 84V83H262ZM7 85V84H6ZM214 85H212V86H214ZM227 85V84H226ZM238 85V84H237ZM251 85V84H250ZM258 85V84H257ZM260 85V84H259ZM1 86V85H0ZM219 86V85H218ZM219 86V87H220ZM228 86V85H227ZM254 86H255V84H254ZM252 87V85H251V88L253 89V88H255V87ZM7 87V86H6ZM215 87H217V86H215ZM219 87H217V88H219ZM247 87V86H246ZM249 87V86H248ZM259 87V86H258ZM261 87H263L262 85H260V87L259 88H261ZM222 88H224V87H222ZM236 88H238L237 86H236ZM235 88V89H236ZM244 88V87H243ZM4 89V88H3ZM6 89V88H5ZM209 89H211V88H209ZM231 89V88H230ZM233 89V88H232ZM241 89V88H240ZM218 90H220V89H218ZM216 91V93H219L220 94V92L222 91V90H220V92L219 91ZM245 90V89H244ZM246 90H248V89H246ZM250 90V89H249ZM264 90V89H263ZM108 91V90H107ZM210 91V90H209ZM225 91H227V90H225ZM229 91V90H228ZM236 91H237V89H236ZM253 91H255L254 89H253ZM260 91H262V90H260ZM207 92V91H206ZM211 92V91H210ZM230 92V91H229ZM231 92H233V91H231ZM258 92V91H257ZM263 92V91H262ZM235 93V92H234ZM234 93L232 94V95H234ZM247 93H248V91H247ZM250 93H251V91H250ZM256 93V92H255ZM260 92H258V94H259ZM264 93V92H263ZM209 95L210 94H212V93H208ZM208 94H206L205 93V95H208ZM215 94V93H214ZM258 94H257V96H258ZM201 95H203V94H201ZM221 95H223L222 97L225 99V100H223V101H225L226 102V100H228V99H230V95L231 94H228V93H226V92H222L221 93ZM231 95V96H232ZM237 95V94H236ZM241 95V94H240ZM239 95V96H240ZM243 95V94H242ZM256 95V94H255ZM260 95V94H259ZM204 96V95H203ZM214 96V95H213ZM220 96V95H219ZM235 96V95H234ZM262 96V95H261ZM261 96H260V98H261ZM264 96V95H263ZM194 97V96H193ZM199 97V96H198ZM206 97V96H205ZM238 97V96H237ZM254 97V96H253ZM194 98H196V96L194 97ZM210 98V97H209ZM211 98H213L212 96H211ZM216 98V97H215ZM234 98V97H233ZM245 98H246V95H245ZM263 98V97H262ZM199 98H197V100H198ZM202 99H204V98H202ZM219 99V98H218ZM218 99H215V101L216 100H218ZM241 99H242V96H241ZM240 99V100H241ZM249 99V98H248ZM255 99V98H254ZM197 100H195V101H197ZM208 100V99H207ZM210 100V99H209ZM212 100H214V99H212ZM220 100V99H219ZM218 100V101H219ZM231 100V99H230ZM250 100V99H249ZM191 101H193V100H191ZM195 101H194V103H195ZM206 100H204V102H205ZM222 101V102H223ZM236 101V100H235ZM251 101V100H250ZM185 102V101H184ZM183 102V103H184ZM201 102V101H200ZM211 102V101H210ZM213 102V101H212ZM221 102V103H222ZM246 102V101H245ZM190 103V102H189ZM207 103V102H206ZM214 103V102H213ZM218 103V102H217ZM220 103V102H219ZM231 103V102H230ZM247 103H248V101H247ZM187 104V103H186ZM193 104V103H192ZM198 104V103H197ZM201 104H202V102H201ZM208 104L210 105V103L208 102ZM208 104H206V105H208ZM232 104V103H231ZM234 104V103H233ZM246 104V103H245ZM181 105V104H180ZM204 105V104H203ZM208 105V106H209ZM211 105H212V103H211ZM214 105V104H213ZM220 106H221V104H219ZM227 106H228V104H226ZM238 105V104H237ZM189 106V105H188ZM215 106V105H214ZM241 106V105H240ZM252 106V105H251ZM250 106V107H251ZM177 107V106H176ZM178 107H179V105H178ZM181 107V106H180ZM180 107H179V109H180ZM182 107H183V105H182ZM181 107V108H182ZM184 107H186V106H184ZM205 107V106H204ZM207 107V106H206ZM217 107H219V106H217ZM222 107V106H221ZM239 107V106H238ZM245 107V106H244ZM248 107V106H247ZM250 107H249V109H250ZM106 108V107H105ZM198 108H199V106H198ZM210 108V107H209ZM209 108H207V109H209ZM214 108H216V106L214 107ZM226 108V107H225ZM252 108V107H251ZM178 109V108H177ZM189 109V108H188ZM211 110H214V109H212V108H210ZM234 109V108H233ZM236 109V108H235ZM234 109V110H235ZM243 109V108H242ZM241 109V110H242ZM248 109V110H249ZM181 110H183V109H181ZM181 110H179V111H181ZM184 110H186V108L184 109ZM192 110V109H191ZM200 110V109H199ZM199 110H198V112H197V115H198V113H199ZM206 110V109H205ZM217 110V109H216ZM219 110V109H218ZM226 110V109H225ZM234 110H232V108H231V111H233L234 112ZM240 110V111H241ZM244 110V109H243ZM243 110H242V112H243ZM257 110V109H256ZM255 110V111H256ZM95 111V110H94ZM187 111V110H186ZM194 110H192V112H193ZM196 111V110H195ZM202 111V110H201ZM208 111V110H207ZM207 111H205V113H207ZM239 111V112H240ZM255 111H254V113H255ZM104 112V111H103ZM102 112V113H103ZM114 112V111H113ZM178 112V111H177ZM191 112V113H192ZM202 112H204V111H202ZM213 112H215V111H213ZM220 112V111H219ZM232 112V113H233ZM236 112V111H235ZM239 112H236V113H238L239 114ZM253 112V111H252ZM99 113H101V112H99ZM171 113H173V112H171ZM170 113V114H171ZM175 113V112H174ZM182 113V112H181ZM188 113H189V111H188ZM190 113V114H191ZM201 113V112H200ZM199 113V114H200ZM204 113V114H205ZM218 113V112H217ZM231 112H229V114H230ZM241 113V112H240ZM183 115H184V113H182ZM195 114V113H194ZM193 114V115H194ZM210 114V113H209ZM208 114V115H209ZM212 114V113H211ZM225 114H226V112H225ZM180 115V114H179ZM182 115V116H183ZM192 115V116H193ZM197 115H196V118H195V121H196V119L197 118H199V117H197ZM207 115V114H206ZM208 115H207V119H208ZM213 115H216V116H218V114H214L213 113ZM212 115V116H213ZM237 115V114H236ZM87 116H89V114L87 115ZM115 116V115H114ZM123 116V115H122ZM173 116H174V114H173ZM175 116H176V114H175ZM181 116V115H180ZM189 115H187V117H188ZM200 116V115H199ZM202 116V115H201ZM211 116V115H210ZM90 117V116H89ZM179 117V116H178ZM186 117V116H185ZM194 117H195V115H194ZM204 117V116H203ZM215 117V116H214ZM226 117V116H225ZM243 117V116H242ZM246 117V116H245ZM245 117H244V119H245ZM87 117L85 116V119H86ZM118 118V117H117ZM121 118V117H120ZM166 118H167V116H166ZM172 118V117H171ZM176 118V117H175ZM183 118H184V116H183ZM182 118V119H183ZM190 118V116L188 117V119ZM205 118V117H204ZM216 118V117H215ZM213 119V120H216V119ZM219 119H221L220 117H218ZM238 118V117H237ZM250 118V117H249ZM18 119V118H17ZM24 119V118H23ZM91 119V118H90ZM187 119V118H186ZM191 119H192V123H193V120H194V118H192L191 117ZM190 119V120H191ZM201 119V118H200ZM210 119V118H209ZM212 119V118H211ZM224 119H226V118H224ZM223 119V120H224ZM233 119V118H232ZM25 120V119H24ZM84 120V119H83ZM88 120V119H87ZM184 120H185V118H184ZM205 120V119H204ZM212 120V121H213ZM234 120V119H233ZM239 120H241V119H239ZM179 121V120H178ZM189 121V120H188ZM194 121V122H195ZM199 121V120H198ZM201 121H203V120H201ZM208 121V120H207ZM219 121V120H218ZM14 122V121H13ZM12 122V123H13ZM16 122V121H15ZM14 122V124H13V127H12V125H11V129H13L14 128V130L15 129H20L21 127H23L24 125H25V122L22 120V119H20L19 121H17L16 123ZM27 122V121H26ZM87 122V121H86ZM221 122H222V119H221ZM241 122V121H240ZM179 123V122H178ZM215 123V122H214ZM222 123H224V122H222ZM236 123H238V122H236ZM197 124V123H196ZM218 124V123H217ZM216 124V125H217ZM221 124V123H220ZM219 124V125H220ZM122 125V124H121ZM123 125V126H124ZM190 125V124H189ZM228 125V124H227ZM239 125V124H238ZM77 126V125H76ZM225 126H226V124H225ZM243 126V125H242ZM114 127V126H113ZM195 127V128H194ZM218 127V126H217ZM220 127V126H219ZM189 129H191V130H189ZM247 130V131H248ZM246 131V132H247ZM250 131H248L247 133L249 134V132ZM241 133V134H242ZM107 134H109V133H107ZM180 134H181V137H180ZM186 134H187V137H188V135H190L189 137L191 138H187L188 140L187 141H184V139L182 138V135L184 136L185 135V137H186ZM238 134V133H237ZM110 135V134H109ZM121 135V134H120ZM245 135V134H244ZM116 136V135H115ZM238 136V135H237ZM241 136V135H240ZM243 136V135H242ZM69 137V136H68ZM68 137H66V138H68ZM114 137V136H113ZM112 137V138H113ZM245 137V136H244ZM250 137V136H249ZM115 138H117V136L115 137ZM180 138H182V139H180ZM220 138V139H219ZM246 138V137H245ZM114 139V138H113ZM206 139V140H205ZM240 139H241V137H240ZM241 139V140H242ZM74 140V139H73ZM108 140H110V139H108ZM112 140V139H111ZM181 140H183V141H181ZM236 140H238L239 141V143H237L236 142ZM113 141V143L112 144H114V140H112ZM111 141V142H112ZM117 141V140H116ZM155 141V142H154ZM203 142V143H204ZM107 143V142H106ZM110 143V142H109ZM109 143L107 144V146L109 145ZM123 144V146L124 145H126V147H128V145L127 144ZM151 143V144H152ZM222 143V142H221ZM222 143V144H223ZM105 144V143H104ZM103 144V145H104ZM205 144V143H204ZM213 145V144H212ZM110 146H112V145H110ZM114 146H116V143L114 144ZM120 145L119 144H117V147L116 148H118ZM151 146V147H152ZM196 146V145H195ZM199 146V145H198ZM204 146V145H203ZM207 146V145H206ZM216 146V145H215ZM85 147V146H84ZM122 147V146H121ZM120 147V148H121ZM126 147L125 148H123V150L124 149H126ZM144 147V146H143ZM147 146H145V148H146ZM218 147V146H217ZM87 149L89 148V146H87L86 147ZM90 148L92 149V147L90 146ZM101 149H102V146L100 147ZM103 148H106L105 146L103 147ZM108 148H109V146H108ZM118 149L119 151H117V149H116V151H115V153L116 152H120V150L121 149ZM129 148V147H128ZM127 148V149H128ZM142 148V147H141ZM144 148V149H145ZM193 148V147H192ZM213 148V147H212ZM113 149H115V147L113 148ZM139 149V148H138ZM194 149V148H193ZM197 149H201V148H197ZM216 149H218V148H216ZM221 149V150H222ZM90 150V149H89ZM103 150H105V153H106V151H107V148L106 149H103ZM109 150H112V149H109ZM109 150H108V153H109ZM129 150V149H128ZM131 150V149H130ZM139 150H141V149H139ZM149 150V149H148ZM196 150V149H195ZM205 150V149H204ZM208 150V149H207ZM77 151V150H76ZM84 151H86L87 152V150L85 149ZM96 150H94V148H93V153L95 152ZM98 151V150H97ZM96 151V152H97ZM99 154H101L102 152V150H100L99 149ZM113 151V150H112ZM112 151H110V152H112ZM122 151V150H121ZM135 151H137V150H135ZM145 151H147V150H145ZM144 151V152H145ZM150 151V150H149ZM148 151V152H149ZM192 151V150H191ZM219 150H217L216 152H218ZM79 152V151H78ZM80 152H82V151H80ZM86 152H84V153H86ZM89 152H91V151H89ZM91 152V153H92ZM126 151H124V153H125ZM128 152V151H127ZM125 153V154H128V153ZM139 152V151H138ZM142 152V151H141ZM148 152H147V154L145 155V156H147L148 155ZM205 152H206V150H205ZM204 152V153H205ZM209 152H211V151H209ZM208 152V153H209ZM212 152H213V150H212ZM227 152H229L228 154L230 155V159L227 157L228 155L226 154ZM76 153V152H75ZM90 153V154H91ZM104 153V152H103ZM135 153V152H134ZM137 153V152H136ZM135 153V154H136ZM143 153V152H142ZM199 153V152H198ZM207 153V154H208ZM215 153V152H214ZM82 154H83V152H82ZM107 154V153H106ZM105 154V155H106ZM111 154H113V152L111 153ZM117 154V153H116ZM115 154V155H116ZM131 154H133V150L131 151V153H130V155ZM144 154V153H143ZM150 154V153H149ZM203 154V153H202ZM206 154V153H205ZM205 155V156H208V155ZM92 155V154H91ZM118 155H121V154H118ZM117 155V156H118ZM138 156L140 155V154H137ZM88 156V155H87ZM110 156H113V155H110ZM117 156H115V157H117ZM127 156H129V154L127 155ZM144 156V157H145ZM151 155H149V157H150ZM164 156H166V158L164 157ZM204 156V155H203ZM209 156H211V155H209ZM101 157V156H100ZM122 158L124 157V159L126 158L125 156H124V154H123V156H121ZM130 157H132V156H130ZM135 157H136V159L138 158L136 155H135ZM134 157V158H135ZM140 157V156H139ZM143 156H141V158H142ZM148 157V156H147ZM197 157V158H196ZM201 157V156H200ZM212 157V156H211ZM210 157V158H211ZM96 158H98V155H97V157ZM105 157H103V159H104ZM107 158H109L108 156H107ZM110 158H112V157H110ZM128 158V157H127ZM140 158V159H141ZM146 158V157H145ZM204 158V157H203ZM92 159V158H91ZM101 159V158H100ZM120 161H121V163H122V160L120 159V158H118ZM129 159V158H128ZM127 159V160H128ZM131 159V158H130ZM136 159H134L133 160V162L134 161H137ZM154 159V158H153ZM153 159H152V161H153ZM154 159V160H155ZM163 159V160H164ZM206 159V158H205ZM78 160V159H77ZM89 160V159H88ZM112 161H111V165H114V164H112L113 163V160H115L114 158L113 159H111ZM143 160V159H142ZM148 160V159H147ZM151 160V159H150ZM150 160H148V162L150 161ZM155 160V161H156ZM160 160V159H159ZM193 160V161H192ZM209 160V159H208ZM69 161V160H68ZM98 161H99V159H98ZM108 161H109V159H108ZM120 161H118L119 163H120ZM124 162H125V160H123ZM131 161V160H130ZM144 161H146V160H144ZM144 161H143V163H144ZM154 161V162H155ZM162 161V160H161ZM217 161H219V162H217ZM96 162H97V160H96ZM100 162V161H99ZM99 162H97V164L99 163ZM101 162H102V160H101ZM103 162L106 164V162H105V160H103ZM115 162V161H114ZM117 162V161H116ZM115 162V163H116ZM123 162V163H124ZM127 163H128V161H126ZM132 162V163H133ZM154 162H153V164H154ZM165 162V161H164ZM199 162H200V160H199ZM206 162H208V161H206ZM205 162V163H206ZM210 162V161H209ZM211 162H212V160H211ZM150 163V162H149ZM159 163V162H158ZM201 163H203V162H201ZM205 163H203V164H205ZM96 164V165H97ZM100 164H102V163H100ZM99 164V165H100ZM129 164H130V162H129ZM145 165H146V163H144ZM151 164V163H150ZM149 164V165H150ZM156 164H157V162H156ZM167 163L165 162V165H166ZM168 165V166H171V165ZM58 165H59V163H58ZM117 165V164H116ZM115 165V166H116ZM122 165V164H121ZM128 165V164H127ZM125 166L124 164H123V168H124V166L125 167H128V166ZM134 165V164H133ZM133 165H131L130 164V166H131V168H133L132 166ZM138 165H141V164H139V162H138ZM147 165H148V163H147ZM148 165V166H149ZM166 165V166H167ZM211 165H212V163H211ZM60 166L62 167V163L60 162ZM59 166V167H60ZM63 166H65V163H64V165ZM102 166V165H101ZM117 166H120V164L119 165H117ZM135 166H137V165H135ZM134 166V167H135ZM160 166H162V165H160ZM199 166V165H198ZM206 166V165H205ZM208 166V165H207ZM60 167V168H61ZM104 167V166H103ZM103 167H101V168H103ZM141 167V166H140ZM151 167V166H150ZM150 167H148L149 169H150ZM155 167H157V165L155 166ZM159 167V166H158ZM209 167V166H208ZM59 168V169H60ZM64 168V167H63ZM121 168L122 167H120V170H121ZM130 168V167H129ZM137 168H138V166H137ZM143 168V167H142ZM163 168V167H162ZM173 168V169H174ZM192 168V169H191ZM197 168V167H196ZM204 168H206V167H204ZM118 169V168H117ZM124 169H126V168H124ZM135 168H133V170H134ZM141 168H139V170H140ZM151 169L153 170L154 168L153 167H151ZM155 169H158V168H155ZM161 169V168H160ZM167 169H168V167H167ZM191 169V170H190ZM199 169H201V168H199ZM263 169V168H262ZM99 170V169H98ZM132 170V169H131ZM143 170H145L144 168H143ZM159 170V169H158ZM170 170V168L168 169V171ZM197 170V169H196ZM202 170V169H201ZM219 170V169H218ZM122 171V170H121ZM128 171H130V170H128ZM136 171V170H135ZM141 171H142V169H141ZM146 171H148V169L146 170ZM154 171V170H153ZM159 171H161V170H159ZM172 171V170H171ZM207 171H209L208 170V168H207ZM215 171V170H214ZM262 171V170H261ZM62 172V171H61ZM118 172H120V171H118ZM126 172H127V170H126ZM140 172V171H139ZM139 172H138V174H139ZM143 172H145V171H143ZM142 172V173H143ZM149 172V171H148ZM157 172V170L155 171V173ZM200 172V171H199ZM204 171L202 170V173H203ZM210 172V171H209ZM209 172H208V174H209ZM217 172V171H216ZM216 172H215V174H216ZM219 172V173H220ZM257 172H259V170L257 171ZM128 173H131V172H128ZM141 173V172H140ZM153 173V172H152ZM160 173H162V171L160 172ZM211 173H213V171L211 172ZM210 173V174H211ZM263 173V172H262ZM261 173V174H262ZM59 174V173H58ZM117 174V175H116ZM125 175H126V173H124ZM135 174H136V172H135ZM138 174H137V176H138ZM158 174H159V172H158ZM158 174L156 173V175L158 176ZM196 174V173H195ZM218 174V173H217ZM258 174H260V173H258ZM257 174V175H258ZM141 175V174H140ZM150 175L153 177L154 175H152L151 174V172H150ZM201 175V174H200ZM199 175V177H201ZM122 176H123V172H122ZM133 176H136V175H134L133 174ZM142 176V175H141ZM192 176H193V174H192ZM195 176V175H194ZM197 176V175H196ZM206 176V175H205ZM210 176V175H209ZM121 177V176H120ZM120 177H118V178H120ZM123 177H125V176H123ZM123 177H122V179H123ZM143 177V176H142ZM141 177V178H142ZM148 177V175L146 176V178ZM155 177V176H154ZM178 177V176H177ZM216 175H215V177L213 178L214 180L216 179ZM259 177V176H258ZM262 177V176H261ZM130 178H132V177H130ZM141 178L139 177V179L141 180ZM145 178V179H146ZM149 179H152L153 180V178H150V177H148ZM159 178V177H158ZM181 178V177H180ZM194 178V177H193ZM196 178V177H195ZM201 178H203V177H201ZM210 178V177H209ZM218 178H220L219 177V175H218ZM221 178H220V180H221ZM96 179V178H95ZM126 179H127V176H126ZM137 180H138V177L136 178ZM135 179V180H136ZM145 179H143V182H144V180ZM157 179V178H156ZM181 179V180H182ZM197 179V178H196ZM207 179V178H206ZM211 179H212V177H211ZM225 179V180H226ZM132 180H134L133 178H132ZM131 179H130V181H131V183H133L134 184V182L135 181H132ZM151 180V181H152ZM158 180V179H157ZM157 180L155 181V178H154V182L156 183L157 182ZM160 180V179H159ZM177 180V179H176ZM179 180V179H178ZM183 180V181H184ZM193 180V179H192ZM198 180V179H197ZM197 180H196V182H197ZM204 180V179H203ZM209 180V179H208ZM217 180V179H216ZM122 181V180H121ZM126 181V180H125ZM124 181V182H125ZM139 181V180H138ZM146 181V183L144 182V184L146 185V184H148L147 183V180H145ZM150 181V182H151ZM128 182V181H127ZM137 182V181H136ZM185 182V181H184ZM200 182V181H199ZM198 182V183H199ZM205 182V181H204ZM206 182H208V181H206ZM218 182H219V180H218ZM221 182H222V180H221ZM223 182H225L224 180H223ZM93 183V182H92ZM130 183V182H129ZM128 183V184H129ZM131 183L129 184V186L131 185ZM142 183V182H141ZM190 183V182H189ZM189 183H187V185L189 186V189H190V185H191V183L189 184ZM260 183V182H259ZM262 183V182H261ZM123 184V183H122ZM127 184V183H126ZM125 184V185H126ZM140 184V183H139ZM143 184V183H142ZM186 184V183H185ZM201 184H202V182H201ZM210 183H206V185H209ZM216 184H217V182H216ZM220 184V183H219ZM135 185V184H134ZM138 185V184H137ZM141 185V184H140ZM149 185V184H148ZM152 185H153V182H152ZM158 185H159V183H158ZM195 185H196V183H195ZM198 185V184H197ZM197 185H196V187H197ZM263 185V184H262ZM262 185H260V186H262ZM90 186H91V184H90ZM90 186H88V187H90ZM131 186H133V185H131ZM130 186V187H131ZM142 186H138V188L139 187H142ZM151 186V185H150ZM155 187H156V185H154ZM202 186V185H201ZM200 186V187H201ZM259 186V187H260ZM135 187V186H134ZM146 187V188H145ZM155 187H153V188H155ZM195 187V186H194ZM203 187V186H202ZM205 187V186H204ZM258 187V188H259ZM152 188V187H151ZM150 188V189H151ZM215 188H216V186H215ZM87 189V188H86ZM132 189V188H131ZM188 189V188H187ZM198 189V188H197ZM129 190H130V188H129ZM133 190V189H132ZM137 190H140V189H137ZM192 190H193V188H192ZM195 190V189H194ZM259 190H261V188L259 189ZM67 191V188H66V190H65V192ZM69 191L71 192L72 190H70L69 189ZM69 191H67V193H70ZM78 191V190H77ZM76 191V192H77ZM134 191V190H133ZM188 191V190H187ZM196 191V190H195ZM199 191V190H198ZM200 191H203L204 192V190H200ZM199 191V192H200ZM256 191V190H255ZM263 191V190H262ZM73 192V191H72ZM78 192H80V191H78ZM77 192V193H78ZM202 192V193H203ZM204 192V193H205ZM257 192V191H256ZM261 192V191H260ZM190 193V192H189ZM192 193V192H191ZM201 193V192H200ZM199 193V194H200ZM208 193V194H207ZM251 193V192H250ZM249 193V194H250ZM258 193V192H257ZM262 193V192H261ZM260 193V194H261ZM66 195H69V194H66ZM65 195V196H66ZM203 195V196H202ZM214 195V196H213ZM255 195V194H254ZM256 195H258V194H256ZM74 196L78 199V197H80L79 196V193L77 194V195H75V193H74ZM188 196V197H187ZM198 196V195H197ZM247 196H248V194H247ZM264 196V195H263ZM262 196V197H263ZM70 197V196H69ZM83 197H81V198H83ZM85 197V198H86ZM251 196H249V198H250ZM68 198V197H67ZM76 198H74V199H72V200H76ZM80 198V199H81ZM84 198V199H85ZM253 198H255V197H253ZM79 199V200H80ZM245 199V198H244ZM260 199V198H259ZM71 200V199H70ZM69 200V201H70ZM177 201V204L174 206V203ZM254 200V199H253ZM257 200V199H256ZM263 200V199H262ZM67 201V200H66ZM66 201H64V202H66ZM86 201V200H85ZM244 201V200H243ZM247 201V200H246ZM250 201V200H249ZM255 201V200H254ZM254 201H251L252 203L254 202ZM264 201V200H263ZM62 203H63V201H61ZM79 202V201H78ZM77 201L76 202H74V203H77V204H81V202H79L78 203ZM251 202H250V204H251ZM258 202V201H257ZM60 203V202H59ZM62 203H60L61 204V206L63 207V205H62ZM67 203H68V201H67ZM67 203H66V205H65V207H70V206H67ZM85 203V204H86ZM180 203V205L179 206H182V204ZM242 203H244V202H242ZM242 203H240L239 205H241ZM248 204H249V202H247ZM264 203V202H263ZM59 204V205H60ZM65 204V203H64ZM82 204H83V201H82ZM191 204V203H190ZM189 204V205H190ZM199 204H198V206H199ZM234 204V203H233ZM255 204H257L256 202H255ZM259 204V203H258ZM68 205H69V203H68ZM70 205H71V202H70ZM75 205V207H78V206H76V204H74ZM73 205V201H72V207L74 206ZM89 205V206H88ZM188 205V204H187ZM197 205V204H196ZM227 205H226V207H227ZM60 206V207H61ZM80 206V207H81ZM192 206H193V204H192ZM192 206H190V209L191 208H193L194 209V206L192 207ZM198 206H195V209H196V207H198ZM204 206V205H203ZM211 207L213 206V205H210ZM219 206V207H220ZM236 206H237V204H236ZM235 206V207H236ZM255 206V205H254ZM82 207V208H83ZM186 207V206H185ZM251 207H253V206H251ZM79 208V207H78ZM77 208V209H78ZM86 208H83L84 210H86ZM183 208V207H182ZM205 208H201L202 209V211L205 209ZM208 208H209V206H208ZM207 208V209H208ZM214 208V207H213ZM212 208V209H213ZM229 208V207H228ZM230 208H231V205H230ZM229 208V209H230ZM237 208V207H236ZM235 208V209H236ZM60 209V208H59ZM63 209H65L64 207H63ZM67 209H70V208H67ZM72 209V208H71ZM71 209L70 210H67V211H71ZM73 209H74V207H73ZM81 209V208H80ZM186 209V208H185ZM187 209H188V207H187ZM200 208H197L196 210H198V211H200L199 210ZM219 210H220V208H218ZM217 206H216V213H217ZM223 209V208H222ZM224 209H226V208H224ZM223 209V211L225 212L226 210H224ZM228 209V210H229ZM61 211H62V209H60ZM82 210V209H81ZM196 210H193V211H196ZM212 211L211 209H208V211ZM215 210V209H214ZM77 211V210H76ZM206 211V210H205ZM220 211H222V210H220ZM230 211V210H229ZM229 211H227V212H229ZM233 211H235V210H233ZM238 211H239V208H238ZM259 211V210H258ZM257 211V212H258ZM262 211H264V210H262ZM261 210H260V212H258V213H260L261 214V212H262ZM65 212H66V210H65ZM74 212V211H73ZM72 212V213H73ZM106 212V211H105ZM190 212V211H189ZM201 212V211H200ZM213 212V211H212ZM257 212H255V214H257ZM70 213V212H69ZM78 213H80V212H78ZM194 213V212H193ZM215 213V214H216ZM219 213V212H218ZM220 213H223V212H220ZM64 213H62V215H63ZM83 214V213H82ZM82 214H78V215H81V216H83ZM198 214H199V212H198ZM201 214H202V212H201ZM200 214V215H201ZM224 214V213H223ZM234 214V213H233ZM254 214V213H253ZM70 215L71 214H69V217H70ZM73 216L75 215V213H73L72 214ZM77 214L75 215V216H78ZM85 215H86V213H85ZM84 215V216H85ZM87 215V216H88ZM108 215V214H107ZM113 215V214H112ZM117 215V214H116ZM197 215V214H196ZM204 215H206V214H204ZM212 215V214H211ZM217 215V214H216ZM220 215V214H219ZM230 215H231V213H230ZM247 215V214H246ZM258 215V214H257ZM66 216H68V215H66ZM72 216V217H73ZM80 216V217H81ZM118 216H120V214L118 215ZM208 216H210L209 214H208ZM242 216V215H241ZM245 216V215H244ZM256 216V215H255ZM69 217H66V218H69ZM91 217V216H90ZM114 217H115V215H114ZM198 217H200V216H198ZM197 217V218H198ZM253 217V216H252ZM258 217V216H257ZM259 217H263L264 218V216L262 215H260ZM89 218V217H88ZM87 218V219H88ZM116 218V217H115ZM126 218V219H127ZM202 218H203V216H202ZM209 218V217H208ZM214 218V217H213ZM244 218V217H243ZM246 218H248V216L246 217ZM245 218V219H246ZM249 220H251V217L249 216ZM254 218V217H253ZM262 218V219H263ZM82 219V218H81ZM83 219H84V217H83ZM125 219V218H124ZM257 220H258V218H256ZM117 220H120V219H117ZM123 220V219H122ZM144 220V221H143ZM205 220V219H204ZM203 220V221H204ZM209 220V219H208ZM212 219H210V221H211ZM143 221V222H142ZM202 221V220H201ZM242 221H243V219H242ZM256 221V220H255ZM260 221H261V218L259 219V223H260ZM264 221V220H263ZM262 221V222H263ZM120 222V221H119ZM122 222V221H121ZM126 222H127V220H126ZM248 222V221H247ZM254 222V221H253ZM210 223V222H209ZM119 224V223H118ZM121 224V223H120ZM124 224H125V222H124ZM127 224V223H126ZM126 224L124 225V226H126ZM134 224V225H133ZM245 224V223H244ZM252 224V223H251ZM245 225H247V224H245ZM250 225V224H249ZM120 226V225H119ZM123 227V226H122ZM127 227H128V225H127ZM129 227H131V226H129ZM212 227V226H211ZM121 228V227H120ZM119 228V229H120ZM126 227H124V230H126L125 229ZM132 228V227H131ZM123 229V228H122ZM121 229V230H122ZM226 229V228H225ZM257 229H258V227H257ZM139 231H140V229H139ZM179 231V230H178ZM123 232H126V231H123ZM130 233V232H129ZM133 233H132V235H133ZM138 233V232H137ZM144 233V232H143ZM127 234H128V230H127ZM124 235V234H123ZM128 235H130V237L132 236L131 234H128ZM137 235H139L140 236V234H137ZM142 235V234H141ZM133 236H135V235H133ZM138 236V237H139ZM193 236H191V238L193 237ZM125 237V236H124ZM127 237V236H126ZM137 237V236H136ZM197 237V238H198ZM141 238V237H140ZM206 238H208V236L206 237ZM126 239V238H125ZM131 239H132V237H131ZM130 239V240H131ZM135 238H133L132 240H134ZM143 239V238H142ZM194 239V238H193ZM196 239V238H195ZM194 239V240H195ZM128 240H129V238H128ZM129 240V241H130ZM131 240V241H132ZM192 240V239H191ZM198 240H200L199 238H198ZM197 240V241H198ZM125 241V240H124ZM129 241H127V242H129ZM142 241V240H141ZM196 241V240H195ZM194 242V241H193ZM201 242V241H200ZM126 243V242H125ZM198 243V242H197ZM128 244V243H127ZM129 247V246H128ZM132 248V247H131ZM130 248V249H131ZM202 248V247H201ZM204 248V247H203ZM133 250V249H132ZM207 250V249H206ZM208 250H210V249H208ZM131 251V250H130ZM203 251V250H202ZM204 251H205V249H204Z\"/></svg>",
	"mask_w": 264,
	"mask_h": 264
}]
</instances>
